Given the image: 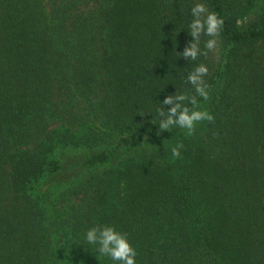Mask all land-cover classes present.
Wrapping results in <instances>:
<instances>
[{"label": "trees", "instance_id": "1", "mask_svg": "<svg viewBox=\"0 0 264 264\" xmlns=\"http://www.w3.org/2000/svg\"><path fill=\"white\" fill-rule=\"evenodd\" d=\"M195 2L223 27L185 61ZM175 92L209 111L201 134L157 135ZM101 226L137 264H264V0H0V264H112L84 240Z\"/></svg>", "mask_w": 264, "mask_h": 264}, {"label": "clouds", "instance_id": "2", "mask_svg": "<svg viewBox=\"0 0 264 264\" xmlns=\"http://www.w3.org/2000/svg\"><path fill=\"white\" fill-rule=\"evenodd\" d=\"M192 16L186 32L190 38L181 53H177L185 61H195L198 56L206 55L200 47L201 36L209 39L204 43V49L209 51L217 47V37L223 27V20L213 12H207L203 3L195 2L190 9ZM208 69L206 65L200 64L188 74L187 82L193 86L195 93L203 100L208 99L207 86L204 84L203 77L206 76ZM187 101V104L184 102ZM163 107L157 110L156 116L148 114L156 119L157 135L162 132H171L174 127L186 130L187 135H191L195 125L201 121H211L212 116L204 110L198 108L196 97H188L184 94L166 95L163 101H158ZM188 105L192 107L189 108ZM166 106H170L167 107ZM150 120V121H151ZM184 145L178 142L171 148L173 157H180ZM84 240L89 245L97 246L96 251L100 256L110 258L112 264H137L136 250L130 245L127 237L118 232L114 227L101 226L90 228L84 236Z\"/></svg>", "mask_w": 264, "mask_h": 264}, {"label": "rangeland", "instance_id": "3", "mask_svg": "<svg viewBox=\"0 0 264 264\" xmlns=\"http://www.w3.org/2000/svg\"><path fill=\"white\" fill-rule=\"evenodd\" d=\"M254 15L255 14H253V12L252 11H250V15H248V17L246 18V21H247V19L249 20V18L252 16V18L254 17ZM82 109H84V107H82ZM199 109L200 110H204V111H207L208 113H209V111L207 110V109H205V108H203V107H199ZM82 119H80V122H81V125L82 126H75L74 128H72V133L74 134V136H75V138H77L79 141L80 140H82V138L83 137H85L86 135V133H88L87 132V129H88V127L90 126V125H92V127H94V129L96 130V131H98L99 130V128H97V126H99V124H98V122H97V119L93 116V115H91L90 114V116L89 115H87V112H85V111H82ZM84 121H88V123H84ZM205 123H207V120H205V121H201V122H198L196 125H195V128L196 129H198V130H200L201 128H203V126L205 125ZM97 125V126H96ZM60 126V124H57V123H55L54 124V127L55 128H58ZM64 126H66V123H65V125ZM201 130H200V134H201ZM183 135H187V133L185 132ZM148 138V137H147ZM147 138H145L141 143H140V145L139 146H137L136 144L132 147L133 148V150H136V151H140V149H144V148H148V142L150 141H147ZM147 141V143H145ZM81 179H84V176L83 175H80L78 178H75L74 179V181L77 183L79 180H81ZM56 198L58 199V196H56ZM210 208H212V207H210ZM209 208V209H210ZM209 217H211V219H212V221L214 222V224H215V222L217 221V218L215 217V215L217 214L214 210H210L209 212Z\"/></svg>", "mask_w": 264, "mask_h": 264}]
</instances>
